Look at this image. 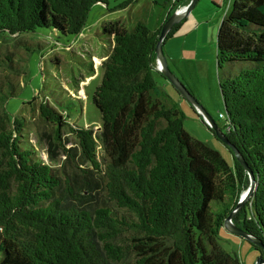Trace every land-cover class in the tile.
<instances>
[{
	"label": "trees",
	"instance_id": "obj_1",
	"mask_svg": "<svg viewBox=\"0 0 264 264\" xmlns=\"http://www.w3.org/2000/svg\"><path fill=\"white\" fill-rule=\"evenodd\" d=\"M181 1L165 0V19ZM97 3L107 6L108 0H0V42L37 28L77 36ZM162 23L153 31L143 21L131 29L121 19L101 25L109 51L92 98L101 127L97 135L70 129L80 162L100 175L108 199L100 207L90 208L82 194L88 198L90 170H80L79 192L74 177L63 181L36 159L22 141L21 119L4 106L7 87L11 95L15 85L0 89V264H240L218 235L249 187L248 176L230 150L231 168L192 138L180 112L167 104L154 53ZM10 60L7 68L18 72ZM23 60L19 56L18 63ZM216 63L218 70L241 64L236 77L219 82L228 123L220 129L256 182L232 224L264 247V0H231L217 31ZM38 111L58 139L67 127L63 116L46 103ZM63 151L70 161L72 152Z\"/></svg>",
	"mask_w": 264,
	"mask_h": 264
},
{
	"label": "rangeland",
	"instance_id": "obj_2",
	"mask_svg": "<svg viewBox=\"0 0 264 264\" xmlns=\"http://www.w3.org/2000/svg\"><path fill=\"white\" fill-rule=\"evenodd\" d=\"M124 1L126 0H108L107 6L101 3L93 5L87 14L84 27L77 36L62 35L47 28H37L33 33L0 42V89H4L9 81L15 85L11 95H9L10 88L7 87L5 91L6 112L11 118L21 119L24 124L22 141L32 149L36 159L56 171L63 181H67L71 176L74 177L75 187L79 192L83 190L80 184L82 180L80 170H90V167L80 162L78 143L70 129L74 127L89 129L97 135L101 127V116L92 100L102 78L100 64L108 54L107 38L102 36L101 25L107 21L121 19L126 28L131 29L137 21H143L150 30H153L159 14L162 12L164 15L163 12H167L169 8L168 5H164L165 0H138L126 10L120 9L119 6ZM201 1L203 3V0ZM230 3L231 0L218 1L220 5L218 8L212 4L215 13L204 11L206 19L203 20L206 23L202 28V36H204L202 62L199 57L193 62L181 61V56L178 52L175 53V49L173 50L172 39L168 38L162 46L163 52L172 48V53L176 54L177 67L171 66L170 70L219 128L225 125L224 120L219 119V115L226 116L219 82H224L227 77H236L241 65L239 63L223 65L222 68L217 69L216 36L221 19ZM218 16L221 17L210 48L205 40L212 39L210 28L216 25ZM190 39H194V35H191ZM26 47L29 48V52H26ZM19 56L24 58L21 63H18ZM7 58L11 59L10 66L12 64L13 67H19L20 74L19 71L7 68ZM156 80L166 96L167 104L174 106L180 112L183 129L192 138L220 154L231 168L233 161L229 149L213 136L202 121L199 112L167 81L160 77H156ZM32 100L33 103L28 104ZM40 103L49 104L63 116L67 127L60 132L58 139L52 132L53 127L40 118L38 111ZM64 149L72 152L70 161L67 160ZM96 157L103 166L100 147L96 149ZM89 178L91 189L88 198V192L84 190L82 194L90 208L108 203L102 190L100 175L96 171H91ZM218 238L221 248L235 254L240 264H256L260 255L250 246L249 241L231 234L224 227L219 230Z\"/></svg>",
	"mask_w": 264,
	"mask_h": 264
},
{
	"label": "water",
	"instance_id": "obj_3",
	"mask_svg": "<svg viewBox=\"0 0 264 264\" xmlns=\"http://www.w3.org/2000/svg\"><path fill=\"white\" fill-rule=\"evenodd\" d=\"M198 0H189L188 3L182 7L181 11H177V9L171 13L162 23L159 36L157 38V42L155 45L154 53L156 56V70L158 71L157 65L159 66V73L165 80L172 85V87L177 91V93L185 99L188 104H190L201 116L202 121L207 125V127L213 132L215 138L219 140L221 143H223L233 154L236 161L239 163V165L243 168V170L247 173L248 180H249V187L244 191L239 197L236 202L235 207L231 210V212L227 215L223 222V227L229 231L233 235H237L241 237L242 239H246L249 241L253 246H256L260 248L264 253V247L261 245L260 242L252 238L250 235H248L245 231L241 230L237 226H234L232 224V218L236 214V212L242 208L244 203L250 199L252 196L255 187L256 182L254 179V176L250 169L247 167L246 163L236 150V148L228 141L226 138V135L221 131V129L214 123V121L207 115V113L204 111L202 107H200L195 99L188 93L185 86L176 78L174 73L169 69L167 66L166 58L163 54L162 46L163 41L168 34V32L171 30V28L175 25L181 22L183 19H186L188 15L191 13V11L194 9L196 3ZM256 264H264V258L259 257L256 260Z\"/></svg>",
	"mask_w": 264,
	"mask_h": 264
},
{
	"label": "crops",
	"instance_id": "obj_4",
	"mask_svg": "<svg viewBox=\"0 0 264 264\" xmlns=\"http://www.w3.org/2000/svg\"><path fill=\"white\" fill-rule=\"evenodd\" d=\"M188 1L189 0L181 1L178 7L186 5ZM218 1L223 2V0H203V3H202V1L200 2V0H198L197 5L191 11L188 17L181 21V26L179 27V29L169 38V40L172 39V41H174L173 50L175 49V53L178 52L179 56H181L180 57L181 61L193 62L197 60V58L199 57L201 59L200 61L202 62V42L204 39V36H202V28L205 26V23H206V21L203 20V19H206L204 18L205 16L204 11L208 10V11H211V14L215 13L216 11H213L212 6L214 5L215 7L218 8L220 6L218 4ZM169 9L170 8H168L167 12H163L164 15L162 14V12L161 14H159L158 18L155 21L156 26L154 27L153 30H155L159 26V24L164 21L167 13L169 12ZM220 17L221 16H218L216 25L210 28V32L212 33V39L210 40L206 38L205 40V43H207L210 48H212V45H213V39H214L213 34L215 33V29L217 27ZM191 35H194V39L192 40L190 39ZM165 41L163 42V45H165ZM205 43L204 45H206ZM107 50L109 51V46ZM163 53L167 60L169 69L171 68V66L177 67V65H175V63L177 62L176 54L172 53V48L170 50H165ZM190 91L193 94L192 90ZM193 95L195 96V94Z\"/></svg>",
	"mask_w": 264,
	"mask_h": 264
},
{
	"label": "built area",
	"instance_id": "obj_5",
	"mask_svg": "<svg viewBox=\"0 0 264 264\" xmlns=\"http://www.w3.org/2000/svg\"><path fill=\"white\" fill-rule=\"evenodd\" d=\"M229 2V1H228ZM183 7V6H182ZM182 7L181 6H179L178 8H177V11H181V9H182ZM157 68H158V71H159V66L157 65ZM219 119H223L224 120V124L225 125H228V123H227V116H225L224 114L223 115H219Z\"/></svg>",
	"mask_w": 264,
	"mask_h": 264
}]
</instances>
